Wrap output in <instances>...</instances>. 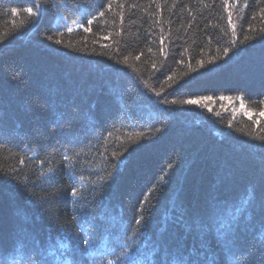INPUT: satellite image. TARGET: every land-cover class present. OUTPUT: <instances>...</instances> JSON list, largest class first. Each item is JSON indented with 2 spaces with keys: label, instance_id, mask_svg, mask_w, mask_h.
I'll list each match as a JSON object with an SVG mask.
<instances>
[{
  "label": "trees",
  "instance_id": "trees-1",
  "mask_svg": "<svg viewBox=\"0 0 264 264\" xmlns=\"http://www.w3.org/2000/svg\"><path fill=\"white\" fill-rule=\"evenodd\" d=\"M261 113L264 0H0V264H264Z\"/></svg>",
  "mask_w": 264,
  "mask_h": 264
},
{
  "label": "rangeland",
  "instance_id": "rangeland-1",
  "mask_svg": "<svg viewBox=\"0 0 264 264\" xmlns=\"http://www.w3.org/2000/svg\"><path fill=\"white\" fill-rule=\"evenodd\" d=\"M228 105L233 112L244 114L246 116H252V113L246 110L245 106L240 100H229Z\"/></svg>",
  "mask_w": 264,
  "mask_h": 264
},
{
  "label": "snow or ice",
  "instance_id": "snow-or-ice-1",
  "mask_svg": "<svg viewBox=\"0 0 264 264\" xmlns=\"http://www.w3.org/2000/svg\"><path fill=\"white\" fill-rule=\"evenodd\" d=\"M27 11H28L29 14H34L32 8H28ZM100 15L103 16L104 13L101 12ZM229 19H230V17H229ZM88 23H91V21H88ZM69 31H71V30L69 29ZM84 31H90V29L85 28ZM51 38L52 37H49V39H51ZM57 43H59V41H57ZM137 59H139V57H137ZM208 99H210V98H208ZM184 103H187V104H195V103H198V101H196V100H187V101H184ZM261 114L264 115V113H261ZM76 194H77L76 189L73 186V188L70 190V195L71 196H76ZM137 223H139V221H137ZM84 243L87 244V243H89V241L86 239L84 241Z\"/></svg>",
  "mask_w": 264,
  "mask_h": 264
}]
</instances>
